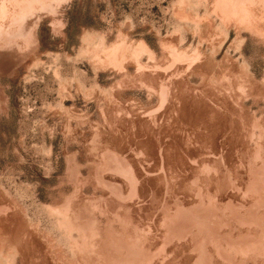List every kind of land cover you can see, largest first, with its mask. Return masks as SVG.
Masks as SVG:
<instances>
[{
	"label": "rangeland",
	"instance_id": "obj_1",
	"mask_svg": "<svg viewBox=\"0 0 264 264\" xmlns=\"http://www.w3.org/2000/svg\"><path fill=\"white\" fill-rule=\"evenodd\" d=\"M0 264H264V0H0Z\"/></svg>",
	"mask_w": 264,
	"mask_h": 264
}]
</instances>
